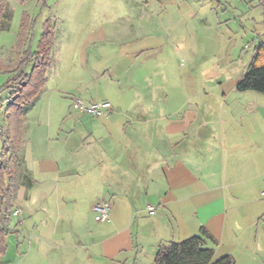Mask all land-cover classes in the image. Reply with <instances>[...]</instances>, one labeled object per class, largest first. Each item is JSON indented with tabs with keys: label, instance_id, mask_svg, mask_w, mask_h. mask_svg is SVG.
Here are the masks:
<instances>
[{
	"label": "crops",
	"instance_id": "1",
	"mask_svg": "<svg viewBox=\"0 0 264 264\" xmlns=\"http://www.w3.org/2000/svg\"><path fill=\"white\" fill-rule=\"evenodd\" d=\"M243 3L245 14L240 4L225 12L245 19L242 26L234 17L243 36L248 30L252 36L250 62L264 45V0ZM122 35L110 47L103 29L93 28L76 45V65L48 70L32 105L41 115L32 129L23 122L17 160L26 223L36 219L48 227L26 225V210L14 205L21 210L13 217L15 231L53 239L54 264H154L160 246L200 229L217 243L214 260L264 264V95L185 89L186 101L173 102L167 75L158 82L147 65L152 56L140 65V38L126 42ZM62 78L69 86L60 85ZM73 97L107 101L111 112L72 114ZM97 201L109 205L106 222L94 221ZM45 206L55 211L53 220ZM83 214L93 217V226L81 221ZM20 254L19 264H43L48 253L28 241Z\"/></svg>",
	"mask_w": 264,
	"mask_h": 264
},
{
	"label": "rangeland",
	"instance_id": "2",
	"mask_svg": "<svg viewBox=\"0 0 264 264\" xmlns=\"http://www.w3.org/2000/svg\"><path fill=\"white\" fill-rule=\"evenodd\" d=\"M6 1L11 8L12 18L9 29L0 33V61L3 67L13 65L16 61L15 46L23 18L31 28L32 46L38 39L42 24L49 20L54 33L52 64L57 68L65 62L67 65L70 63L76 65L77 58L74 55L76 45L93 28L103 29L110 45L116 42L117 32L127 34L120 38L128 39L126 42L135 41L134 36L140 38L137 41L143 50L140 65L146 67L147 62L142 63L144 58L152 56V61L147 65L156 73V81L161 80L160 76L167 75L169 85L173 89V102L186 101L185 89H212V92H218L217 89H235L249 63L251 47L249 43L252 36L248 29L247 35L243 36L242 28L234 21V17L239 18L242 26L246 25V21L233 11L225 12V8H236L239 4L240 13L246 12L243 10L245 5L243 2L247 0L243 2L237 0L239 3L236 0ZM253 2L255 5L258 4V0ZM99 44L96 43L95 47ZM95 47L91 45V51H96L98 47ZM239 53L243 54L240 59ZM8 77L7 73L0 72V89L4 87ZM60 85L69 86V80L62 78ZM5 94L0 96L1 104L4 102ZM3 108L4 106L0 109V114ZM40 109L41 107L37 106L25 112L22 125L24 122L27 129L30 127L32 129L33 121L41 115ZM0 123L2 125L1 118ZM25 191L22 168L18 164L13 203L23 211L26 210L23 217L26 225L36 222L40 230H45L48 227L47 223H38L36 219L26 223L28 207L24 198ZM15 206L13 211L19 210L15 209ZM45 208L47 220H53L55 211L48 206ZM82 217L81 221L84 224L88 223V228L93 226V217L90 218L87 214H83ZM15 223L16 219L11 216L10 225L13 227ZM19 232V235L11 234L5 238L6 253L1 259L2 264H19L16 254L21 255V252L26 251L28 241L38 243L41 250L48 253L43 264H54L52 261L54 252L51 249L54 246L53 239H38L34 233L21 229ZM61 261L58 264H61Z\"/></svg>",
	"mask_w": 264,
	"mask_h": 264
},
{
	"label": "trees",
	"instance_id": "3",
	"mask_svg": "<svg viewBox=\"0 0 264 264\" xmlns=\"http://www.w3.org/2000/svg\"><path fill=\"white\" fill-rule=\"evenodd\" d=\"M11 18L12 11L7 1L0 0V33L9 29ZM27 25V20L23 18L15 46V63L3 67L0 61V72L9 76L0 89V96L6 93L4 102H0V109L4 106L0 114V264L6 253L5 238L17 234L10 225V219L14 209V182L22 137V117L32 108L33 102L44 88L47 72L52 65L54 33L49 20L42 24L34 46L30 39L31 28ZM235 90L264 95V45L255 48ZM216 244L206 230L200 229L197 235L182 242L160 246L153 263L234 264L231 257L214 260Z\"/></svg>",
	"mask_w": 264,
	"mask_h": 264
},
{
	"label": "built area",
	"instance_id": "4",
	"mask_svg": "<svg viewBox=\"0 0 264 264\" xmlns=\"http://www.w3.org/2000/svg\"><path fill=\"white\" fill-rule=\"evenodd\" d=\"M70 112L75 115H86L91 117H105L111 112L110 103L107 101L85 103L77 97L71 99ZM264 197V191L262 192ZM149 213H154L153 207L146 208ZM91 211L94 214V221L97 223H103L108 220L109 205L105 201H97L92 207ZM21 215L20 210L12 212V217Z\"/></svg>",
	"mask_w": 264,
	"mask_h": 264
}]
</instances>
